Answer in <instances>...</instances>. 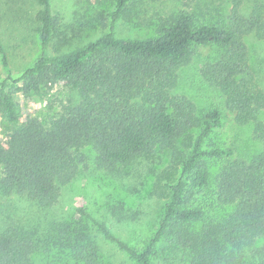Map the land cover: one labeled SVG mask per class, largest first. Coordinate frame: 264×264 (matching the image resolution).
<instances>
[{
  "label": "trees",
  "instance_id": "16d2710c",
  "mask_svg": "<svg viewBox=\"0 0 264 264\" xmlns=\"http://www.w3.org/2000/svg\"><path fill=\"white\" fill-rule=\"evenodd\" d=\"M134 1L115 0L112 25L131 15ZM36 2L42 54L17 79L11 77L0 35L1 64L8 73L0 83V114L19 122L15 95L61 82L68 83L77 101L47 122L27 116L24 128L0 138V195L19 196L47 211L59 204L62 190L78 174L85 147L93 148L97 167L104 170L161 148L172 149V166L161 176L168 201L155 234L141 249L84 207L78 214L86 223L43 214L16 216L0 229V264H123L104 253L105 245L133 264H264V91L245 41L252 33L264 39L261 7L244 15L242 0H232L227 26L196 25L191 15L181 13L162 23L151 39L119 38L112 28L68 53L58 44L57 54L48 56L45 51L59 35L58 21L50 0ZM205 45L221 52L202 66V76L222 95L235 121L253 127L260 145L248 160L233 158L229 148L205 149L222 123L220 112L199 115L191 101L172 93L194 47ZM178 143L183 150L175 149ZM213 159L222 162L214 167Z\"/></svg>",
  "mask_w": 264,
  "mask_h": 264
},
{
  "label": "rangeland",
  "instance_id": "374dc122",
  "mask_svg": "<svg viewBox=\"0 0 264 264\" xmlns=\"http://www.w3.org/2000/svg\"><path fill=\"white\" fill-rule=\"evenodd\" d=\"M50 4L52 15L58 21L59 35L45 51L48 56L57 54L58 44L62 46L61 52L68 53L88 46L112 28L119 38L145 40L156 37L162 23L173 21L181 13L191 15L196 25L227 26L232 16V0H135L129 6L131 15L112 25L115 0H50ZM256 6L261 7L264 16V0H242L240 9L242 14L248 15ZM38 10L36 0H0V35L8 53L12 79L19 78L42 54L34 21ZM245 41L256 82L264 91V39L259 40L252 33ZM220 52L221 48L213 45L194 47L191 63L178 71L172 93L191 101L199 115L212 109L220 112L222 123L206 140L205 149L229 148L233 150V158L248 160L261 150L253 127L235 121V114L226 108L222 95L201 74L202 66L217 58ZM7 76L0 57V83ZM15 100L20 119L14 124L0 114L2 139L17 128H24L27 116L47 122L69 101H77V95L67 82H61L39 93L17 94ZM175 149L183 150L180 143ZM81 157L85 161L79 165L78 174L62 190L59 204L52 209L39 211L29 200L16 195H0V229L16 216L37 214L56 221L86 223L78 214V209L84 207L129 245L143 248L164 216L168 196L161 176L172 166V149L155 148L132 163L112 170L97 167L91 146L79 152L78 159ZM210 161L214 167L222 162L218 159ZM105 252L112 261L133 264L113 245H105Z\"/></svg>",
  "mask_w": 264,
  "mask_h": 264
}]
</instances>
